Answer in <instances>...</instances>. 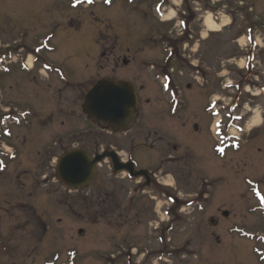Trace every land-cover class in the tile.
Segmentation results:
<instances>
[{
    "label": "rangeland",
    "instance_id": "obj_1",
    "mask_svg": "<svg viewBox=\"0 0 264 264\" xmlns=\"http://www.w3.org/2000/svg\"><path fill=\"white\" fill-rule=\"evenodd\" d=\"M79 1L0 0V56L7 44L13 51L12 63L17 65L7 63V73L0 75V109L11 103L22 111L63 88L54 85L55 74L46 72L49 82L41 83L48 78L44 71L32 75L21 70L27 56L60 70L68 83L79 84L64 92L62 106L51 98L47 103L55 116L49 120L47 112L41 118L48 129L34 133L32 137L40 138L33 139L28 155H22L21 167L30 174L25 188L15 180L13 161L0 173V264H264L255 252L264 246L245 236L264 235V214L261 210L250 213L264 208L253 197L251 187L256 184L264 195V169L259 168H264V0H189L195 11L208 2L211 8L209 13H196L191 33L199 38L185 52L175 44L179 41L175 22L180 20L160 24L156 17L155 6L161 0H112L107 6L102 0H92L90 7ZM172 2L179 6L180 0H168L164 13L173 8L169 6ZM247 6H252L253 13L247 12ZM239 10L245 17L237 20ZM208 17L228 23L218 33H208L202 25ZM256 22L263 26L257 24L254 43L249 44L243 31ZM158 31L166 34L157 38ZM150 36L158 41L149 43ZM166 43L178 46L179 55L189 57L195 68L205 72L208 88L203 91L191 82L185 64V76L179 75L182 109L172 112L169 106L160 111L154 107L156 103L150 108L145 104L141 122L115 137L89 124L79 100L74 101L83 96L80 87L87 90L105 76L133 80L136 87L144 84L148 76L141 67L144 63L164 66L168 54L161 48ZM104 47L109 49L110 62L125 55L134 63L113 69L101 59ZM20 48L25 52H17ZM154 48L160 49L151 53ZM225 83H233L237 89H225ZM172 87L173 83L170 91ZM170 91L163 92L164 100ZM216 99H221L218 108L222 114L229 112L224 107H236L239 122L235 126L243 132L239 151L227 152L224 159L214 152L220 148L213 136L216 119L204 112ZM23 120L29 123L28 117ZM236 127L229 133H236ZM15 131L13 140L1 139L5 151L22 142L19 137L25 130ZM78 132L81 137H74ZM158 137L162 142L156 143ZM59 138L65 149L58 147ZM144 141L149 148L140 145ZM77 145L92 154L114 150L122 159L129 153L138 168L150 171L164 160L157 176L169 185L166 191L172 202L161 196L165 188L159 184L145 189L144 180L115 174L109 160L101 163L91 185L80 194L62 189L56 181L42 187L41 177H54L57 158ZM170 158L172 162L167 163ZM252 176L260 177V183ZM222 211L228 212L227 218Z\"/></svg>",
    "mask_w": 264,
    "mask_h": 264
},
{
    "label": "water",
    "instance_id": "obj_2",
    "mask_svg": "<svg viewBox=\"0 0 264 264\" xmlns=\"http://www.w3.org/2000/svg\"><path fill=\"white\" fill-rule=\"evenodd\" d=\"M137 96L133 86L125 81L102 79L86 95L82 110L87 119L95 124L111 128L114 132L124 130L133 123L137 112ZM109 158L116 173L126 171L130 178L144 177L149 183L147 171H135L132 162L123 165L114 152H106L91 160L87 153L76 150L66 153L59 160L57 172L62 183L72 189H82L95 176L96 164Z\"/></svg>",
    "mask_w": 264,
    "mask_h": 264
},
{
    "label": "flooded vegetation",
    "instance_id": "obj_3",
    "mask_svg": "<svg viewBox=\"0 0 264 264\" xmlns=\"http://www.w3.org/2000/svg\"><path fill=\"white\" fill-rule=\"evenodd\" d=\"M189 19L190 20H193L194 19V16L193 15H190ZM113 48L114 47L112 46L111 49H113ZM104 50H105V48H104ZM105 51L106 52H103L102 55H101L102 60L103 59L104 60H107L106 62L109 63V64H111L114 68L119 67L120 63L124 64L123 63L124 60H127L126 64H124V66H128L130 64L129 60L126 59L125 55L123 56L122 59H116V60H113L112 62H110L109 61L110 60L109 49L106 47V50ZM128 52L129 51H127V53ZM176 55H177V53H176ZM181 62H182V65H185V64L187 65L188 64V62L185 61V60L184 61H181ZM58 80L61 81V78L60 79L58 78ZM48 82L49 81H47V83ZM54 85L55 86H62V85H64V87L66 88V87L70 86V83L66 82V83L61 84L59 81H56ZM155 89H156V87H155ZM137 90H138V96H139V100H140L139 105H141V102H146L147 105L150 104L151 102H154V103H156L155 104V107L157 105H160V106L163 105V107L166 108L167 104L166 103H163L162 100H160L158 98H154L153 101H151L150 99H148L146 97V95H148V92H149V89H147V87L141 85ZM38 91H42V88L41 89H38ZM65 91L66 90L64 88H62L61 90H58L56 94H53V95L50 94L49 96L45 97V99L41 95L38 94L43 99L39 100L37 102L38 104H36V102H35L33 104V106H29L26 109V111H27L26 116L29 118L30 125H29V123L23 124L22 120L18 123V125H17V123L15 121H10V126L8 127L9 136L10 137L8 139H6L7 141L10 140V139H12L13 135H16L15 129L25 130V134H23V135H21L19 137V138H21V141L22 142L17 147H10L11 150L8 153H10L11 156H9V154H7V152L3 148L0 147V168L3 167V172L2 173L6 172L8 170L7 169L8 168V165H10L11 161H13L16 164V166H15V168L13 170L15 172V180L20 185L21 189L25 188L24 187L25 186V182H27V179L26 178H28V176L30 175L29 172L26 169H23L21 167V165H22V162H21L22 155L25 154V153H26V155H28V152H27L28 151V147H32L33 148V145H34L35 141L36 140L38 141V139L40 138V137H38V139H37L36 137H32L34 135V133L35 134H37V133L39 134V133H42V132H39L38 130L48 129V127L46 125H44L42 123L39 124V120L41 118L45 117L47 115V112H50V116L48 117L49 120H52L53 119V116H55V114L53 112H51V110L48 109V107H47V103L49 102V100H51V99L52 100H55L58 105L62 106V104L65 103V101L62 100L63 99V96L65 95V93H64ZM79 92L80 93L82 92L83 95H84V93L86 91L85 90H82V89H79ZM154 95H155V93H154ZM77 100H79V101H77ZM82 100H83L82 97L81 98H76L74 100V101L80 102V111H81V102H82ZM74 101L71 104L74 105ZM16 102H13L12 101L13 104H15ZM71 111L74 112V109H72ZM43 113H46V114L43 115ZM140 114H141V112H140ZM59 115L61 116L63 114L60 113ZM13 117H14V113H9L8 115H4L3 116V118H13ZM30 120L32 122H30ZM33 122H34V126H32ZM63 123L64 122L61 121L59 125L62 124V126H63ZM0 135H1V131H0ZM79 136L81 137V133L80 132H78L74 137H79ZM154 137L157 138V133L156 132L154 133ZM33 139L35 141H33ZM59 139H58V141H59L58 144H60V143L61 144L58 145V147H60V149H65V146H64V143H63V139H61V138H59ZM79 140H80V138H79ZM160 142L161 141L157 140L156 143H160ZM142 144H144V145H142ZM140 145L142 147H144V148H149V147H147L145 145V141L143 143H140ZM77 146H79V145H77ZM167 146H168V144H167ZM76 148H81V147L79 146V147H76ZM172 149H175V148L172 147ZM36 152H37V155L41 156L40 153H39V151H36ZM64 152H66V150ZM64 152H62V154ZM30 155H31V153H30ZM31 157H32V155H31ZM46 158H47V164H49L50 158L48 156H46ZM43 160H44V158H43ZM43 160H42V162H43ZM132 160L133 159H132L131 156L128 157V159H127V161H132ZM33 161H34V158H33ZM169 162H172V158H170V159L167 160V163H169ZM136 169L137 170H143V169L144 170H147L148 168H136ZM149 172H150V182H149V184L147 186H145V184H143V186H144L145 189L146 188H152V185L160 184V181L158 180L157 174H159V172H161V170L157 167L155 169H152ZM41 178H42V186L43 187H50L51 184H53L56 181L55 178H57V177H56V174H55V176L54 177H51V178H49L46 175L42 176ZM50 182H51V184H50ZM56 182L58 183L59 187L62 188V185H60V183L58 181H56ZM27 193L28 194H31L29 191ZM161 195L162 196H167V197L168 196H171V195L167 194V192H166V194L164 192ZM169 198H171V197H169ZM2 212H3V210H2V208L0 206V214ZM223 215H224V213H223ZM263 241H264V239H263ZM263 246H264V244H263Z\"/></svg>",
    "mask_w": 264,
    "mask_h": 264
},
{
    "label": "bare ground",
    "instance_id": "obj_4",
    "mask_svg": "<svg viewBox=\"0 0 264 264\" xmlns=\"http://www.w3.org/2000/svg\"><path fill=\"white\" fill-rule=\"evenodd\" d=\"M168 14L169 15L167 16L166 20L169 21L173 18V12L169 11ZM226 23H228V22L223 21L221 25H218L210 17H208L206 22H205V25H206L209 32H218L222 25H223V27L226 26L225 25ZM27 65L29 68L32 67V60L30 57L28 58Z\"/></svg>",
    "mask_w": 264,
    "mask_h": 264
},
{
    "label": "snow or ice",
    "instance_id": "obj_5",
    "mask_svg": "<svg viewBox=\"0 0 264 264\" xmlns=\"http://www.w3.org/2000/svg\"><path fill=\"white\" fill-rule=\"evenodd\" d=\"M88 2H89V3H91V2H92V0H88ZM262 203H264V200H262Z\"/></svg>",
    "mask_w": 264,
    "mask_h": 264
}]
</instances>
